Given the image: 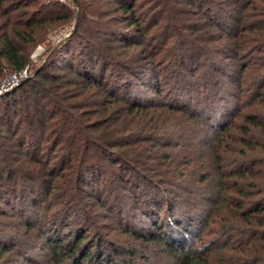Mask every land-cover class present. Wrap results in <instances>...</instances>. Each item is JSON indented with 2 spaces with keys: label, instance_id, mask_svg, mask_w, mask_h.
I'll return each instance as SVG.
<instances>
[{
  "label": "trees",
  "instance_id": "1",
  "mask_svg": "<svg viewBox=\"0 0 264 264\" xmlns=\"http://www.w3.org/2000/svg\"><path fill=\"white\" fill-rule=\"evenodd\" d=\"M74 4L76 8L58 0H0V75L5 67L25 69L32 48L46 42L50 30L76 20L78 11L72 34L51 46L45 61L18 88L0 96V204L30 203L11 217L23 215L26 237L37 232L36 238L20 242L23 249L0 245V258L13 251L22 256L38 247L45 232V264H94L98 259L100 263L104 252L99 247L103 242L97 240L99 224L89 215L90 202L76 200L88 197L109 210L101 193L84 192L90 178L97 182L108 171L115 177L119 175L115 171L122 170L125 174L118 176L113 189L139 196L135 204L143 198L144 218L157 210L174 213L176 200L159 193H169L168 187L183 186L200 195L198 202L180 208L183 218L174 223L182 230L180 235L203 226L214 238L206 255L200 256L197 249L188 253L184 247L176 248V238L159 241L138 232L134 237L165 245L175 264H264V0H74ZM190 9L199 15L197 20H177ZM225 18L228 24L220 22ZM177 25L184 30H177ZM214 27L218 33L210 39ZM157 35L166 36L164 43ZM208 41L221 46H209ZM203 56L212 58L214 66L208 81L190 79L189 73L205 66L198 62ZM218 59H237L238 75ZM168 68L176 80L171 93L176 92V98L186 95L189 103L134 96L132 85L140 81L142 88L150 86L142 81L149 75L155 84L147 89L161 97L165 89L159 76ZM220 76L237 86L225 101L217 95L224 83ZM198 82L210 88L206 98L195 96ZM186 129L210 135L194 146L199 155L188 158L186 168L180 170L173 154L146 159L152 149L180 146ZM176 132L180 142L162 139ZM230 149L238 156L229 157ZM195 150L187 153L191 156ZM196 183L201 186L196 188ZM39 200L49 202L47 211L37 210ZM54 201L62 207L54 209ZM2 207L3 219L8 213ZM71 215L74 228L62 233L60 226L68 227ZM154 224L161 230L159 222ZM3 227L0 220V238L7 241L9 232ZM95 238L97 250L92 252ZM222 248L234 250L225 255L231 259L213 262V252Z\"/></svg>",
  "mask_w": 264,
  "mask_h": 264
},
{
  "label": "rangeland",
  "instance_id": "2",
  "mask_svg": "<svg viewBox=\"0 0 264 264\" xmlns=\"http://www.w3.org/2000/svg\"><path fill=\"white\" fill-rule=\"evenodd\" d=\"M43 1H50V0H43ZM64 3L76 8L74 4V0H68ZM191 10L192 9L186 10L187 12L185 14L180 13L181 16L177 17V20H179V18L181 19L186 18L190 21L197 20L196 18H198L199 15L198 14L196 15V12L193 14ZM77 19H78V11L76 9V20H73L70 23H67L58 28L50 30L47 35L48 40L32 48L31 55H30L31 62L24 69L26 72V75L19 76L18 72L8 67H5L3 70V74L0 75V96H3L4 94L14 91L16 88H18L23 83L24 80H26L28 77L33 75L35 68L39 66V64H42L45 61L47 50H49L51 46H55L59 44L64 38L72 34V32L75 30ZM225 19L226 20L224 21L220 20V22L223 24H228L227 23L228 19L227 18ZM161 25H164L163 21H161ZM216 28L217 27H214L213 32L211 30L209 34H212V36L211 37L209 36L208 38L210 39L215 38L213 36V33L215 32L218 33V29ZM179 29L184 30V27L180 28L177 25V30ZM172 34H174V32H172ZM157 37L159 38L158 42L164 43V40H166L165 38L166 36L163 39L161 38L162 35H157ZM171 42L172 41L170 40L169 44ZM209 42L210 41H208V43ZM163 43H159V45ZM209 44H210L209 46L211 45L221 46L220 45L221 42L219 41H214ZM219 60H222V59H218V61ZM198 62L205 64V66L201 67L200 70H198L196 74L195 72L189 73L188 77L190 79L193 78L195 80H207V74H209V72L213 70V67H214L213 65L210 66V64L212 63V58H207L203 56L199 58ZM221 63H223V67L227 71H229V69H233L232 72H235L234 73L235 76L238 75L237 67L239 65H238L237 59H229V60L223 59ZM169 71L170 70L168 68L159 76V78L162 79V83H163L162 87L165 89L164 94L161 97H157L153 89H147L150 87L153 88L152 84H155L154 82L155 78L149 75L144 76V79H142V81L143 82L148 81L150 86L142 88L140 86L141 85L140 81H137L135 86L134 84L132 85V88L136 89L137 91V93L134 94V96L139 100L155 99V100H169L175 103L178 102L180 104L182 102L189 103V100L187 99L186 95L180 98H176V92L171 93V89H173V86H175L176 80L173 79V76L169 73ZM221 78L223 79L224 83H223L221 91L219 92V94L217 93V95L218 97L219 96L222 97L223 101H225L229 94L237 90V86L235 83L232 82L231 78L223 77V76ZM10 84H12V86ZM197 84L199 86L197 85L195 87L196 89L194 93L195 96L205 97L207 93H209L210 88L205 89V87L203 86L200 87L199 82ZM209 86H213V85H208V87ZM211 100L212 98H210V101ZM202 106H204V104ZM0 120H1V117H0ZM241 120H242L241 116L237 117L236 122L240 123ZM6 129H10V126H7ZM192 131L190 130L188 131L186 129L187 134L185 137H183V140H181V142H180V139H176L178 136L177 132L175 134H164L162 137L164 141L173 140L172 138H175L173 141L177 140L178 142L181 143V145L175 146V147L174 146L169 147L167 144H171V143L166 142L165 144L168 147H164V148L159 147L157 149H152L150 151H147L146 156L148 157H146V159L149 158V156L157 157V155H161V154H165V155L173 154L174 157H176V160L178 161V166L180 170H183L184 168H186L185 162L188 158L196 157L199 155L198 153L199 150L196 151L194 146L197 148L196 144L199 141L205 140L210 137V135L207 132L199 133L197 129L193 132ZM237 132L238 131H234V133H237ZM18 133H19V136H21V133L20 132ZM258 136H260V133ZM187 137H188V140L184 139ZM13 144L14 143L12 142L9 143V145H13ZM235 147H237L236 144L232 143L231 148L236 149ZM192 149L195 150V152L193 155L190 156L187 152L188 150L190 152V150ZM236 150L234 151L233 149H230L229 151L230 153L228 156L229 157L238 156V153L236 152ZM250 154L252 156H256L258 153H250ZM41 156H44V153H41ZM151 162L152 164H155L154 161L152 160H150L148 163H151ZM179 162L181 165L179 164ZM231 166H235V165L232 164ZM115 172L119 175L113 177L111 176V173L108 171L104 175L105 177L103 176L100 179L101 181L99 180L97 182L94 181V178H90L91 180L90 185H88L86 192H84L85 194L82 193V195L84 194L86 196L87 195L89 196L90 193L92 194L101 193V196L104 199V201L107 202V204L111 206L109 210L101 209L100 207L95 206V203L88 197L87 198L78 197V199L79 200L81 199V200L80 201L78 199L76 200V202H80V203L90 202V206L92 207H90L91 209L89 211V215L92 216L91 218L95 223L97 222L99 224L97 230L100 236L98 237V239L97 238L94 239L95 241L93 242L94 246L92 247V252H95L97 250V248L95 247L96 241L100 240L99 242L100 243L103 242V244L99 245V247H101L104 253L101 256L102 260L100 261V263L98 259L94 264L96 263L97 264H175V260L173 258L174 256L172 255L171 251L168 250V248L165 245H160L159 242H147L146 240L142 238L138 239L134 237L135 232L143 233L147 235V238H149L150 236H156L159 239V241H161V239L165 236H166V239L176 238V240H178L175 244L176 248L184 247L185 250H187L186 252L188 253L194 252V251L196 252V249H197V251L201 253L200 256L206 255L205 254L206 248H208L210 241L213 240L214 238L213 234H208L207 231L209 228L208 227H207L208 229L203 228V226L197 227V228L195 227L194 229L191 230L190 233H185L183 235L182 234L180 235L179 233H181L182 230L179 227H177L174 223L175 220L183 218L182 217L183 210L180 211V208L183 209L187 205L192 204L193 202L194 203H196V201L198 202L200 200L199 199L200 195H198L197 193L192 195L191 191H185L183 186L182 187H168L170 190L169 193L167 192L165 193L163 190H161L159 193L161 195L160 197L167 195V198H172V200H176L178 207L176 208V210H174V213L171 214L169 210L168 212L166 211L164 213H159L157 208H154V210H157L155 214L151 215V217L149 218H144L143 217L144 213L142 209L143 198L135 204V199L139 198V196L135 197L134 194H131L129 196V195H126L129 193V191L122 193L123 191H117L113 189V187L116 186V183L119 182L118 176L125 174L123 173L122 170H116ZM112 174H115V173H112ZM111 178H114V182H113V179ZM178 179H182V178L179 177ZM184 180L183 182H186ZM21 181L22 179L19 180V183ZM179 183L182 184V182H179ZM193 186L198 188L201 186V184L196 183V185H193ZM141 189H142V186L139 185V187H137L136 190L137 192L139 191L140 193ZM79 195L81 196V194ZM54 202H53L54 209L57 207L58 208L62 207L60 206L62 205V203H60L59 201H54ZM28 204L30 205V203ZM37 204H38L37 210L39 208L44 209L42 211L48 210L47 207H48L49 202L42 203V201L39 200ZM27 205L25 204V205L20 206L19 202H14L10 204V206L3 204V203L0 204V206H4L2 208L7 210L6 212L8 213L6 217H3V219L1 217L0 220H3V223H4L3 228L7 232H9V238H10L7 241L5 240L3 241V239L0 238V245L4 244V245H7L8 247L10 246L13 249L15 247L23 249L21 247L20 242L25 241V239L28 237V236L27 237L25 236L24 234L25 228L22 225V222L23 221L25 222V219L23 218V215H21L20 217H16V218L11 217V215L14 211L16 210L19 211V209L23 206L26 209ZM38 213L39 215L41 214L44 217L46 216L45 213H41V211L40 212L38 211ZM82 216L84 217V215L82 214L80 215L81 219H83ZM55 217L58 218V215L55 214ZM73 219H74L73 215H71L68 219L71 224L68 227L61 228L60 226L62 233L66 234L68 232L67 228L68 229L74 228L73 226L74 224L72 222ZM37 221H38L37 219H34V222H35L34 224H38ZM155 222H159V226L162 227L161 230H158L157 228L158 226H155L154 224ZM201 229H203V231H201ZM36 233L37 232H35V234L33 233V235H31L32 237L30 236L29 237L32 239L36 238ZM37 243H38V247L31 249L29 251L21 252L22 256L18 255V253H20L18 251L17 252L13 251L12 253L2 256L0 258V264H45L46 262L44 259V255L48 248V246L45 243V232H43L42 237L38 239ZM233 251L234 250L226 249V248L218 249L217 251L213 252L215 256H212L211 260L213 259V262L219 261L221 258L225 257L226 254H232ZM25 258L29 259V261H25ZM228 259L230 260L231 258L229 257L224 258V260L226 261ZM65 263L67 264V261H65Z\"/></svg>",
  "mask_w": 264,
  "mask_h": 264
},
{
  "label": "built area",
  "instance_id": "3",
  "mask_svg": "<svg viewBox=\"0 0 264 264\" xmlns=\"http://www.w3.org/2000/svg\"><path fill=\"white\" fill-rule=\"evenodd\" d=\"M60 2H66V1H68V0H59ZM19 73V76H23V75H26V72H25V70L23 69L22 71H20V72H18ZM16 78H17V76H16ZM11 86H12V84H10Z\"/></svg>",
  "mask_w": 264,
  "mask_h": 264
}]
</instances>
